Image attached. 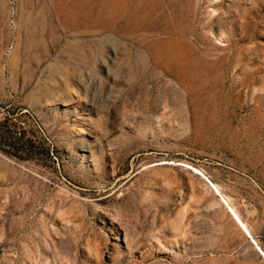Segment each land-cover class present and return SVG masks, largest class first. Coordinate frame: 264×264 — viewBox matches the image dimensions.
I'll list each match as a JSON object with an SVG mask.
<instances>
[{"label":"rangeland","instance_id":"1","mask_svg":"<svg viewBox=\"0 0 264 264\" xmlns=\"http://www.w3.org/2000/svg\"><path fill=\"white\" fill-rule=\"evenodd\" d=\"M6 117L0 264H264V0H0Z\"/></svg>","mask_w":264,"mask_h":264},{"label":"trees","instance_id":"2","mask_svg":"<svg viewBox=\"0 0 264 264\" xmlns=\"http://www.w3.org/2000/svg\"><path fill=\"white\" fill-rule=\"evenodd\" d=\"M18 128L11 118L6 117L0 121V146L1 148L20 159L28 158L33 155L34 144L24 137L18 136Z\"/></svg>","mask_w":264,"mask_h":264},{"label":"bare ground","instance_id":"3","mask_svg":"<svg viewBox=\"0 0 264 264\" xmlns=\"http://www.w3.org/2000/svg\"><path fill=\"white\" fill-rule=\"evenodd\" d=\"M171 163V162H170ZM172 165V164H171ZM198 173V172H197ZM209 187L211 190H213L219 197L221 202L227 206V208L229 209L230 213L232 214V216L234 217L235 221L239 224V226L241 227V229L245 232V234L251 238L252 240V234L251 231L248 227L247 224L244 223V221L241 219L240 215L238 214L237 210L230 204L229 198L226 197L221 191L218 185H216L215 183H213L212 181L209 182Z\"/></svg>","mask_w":264,"mask_h":264}]
</instances>
